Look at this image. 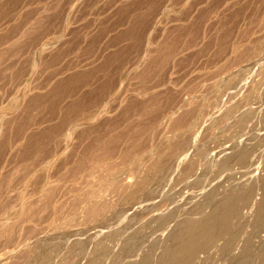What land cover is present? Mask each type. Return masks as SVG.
<instances>
[{
  "label": "rangeland",
  "instance_id": "374dc122",
  "mask_svg": "<svg viewBox=\"0 0 264 264\" xmlns=\"http://www.w3.org/2000/svg\"><path fill=\"white\" fill-rule=\"evenodd\" d=\"M132 28L136 33L129 32ZM76 102L78 111L71 109ZM232 102L240 105L231 107ZM201 104L203 113L193 121L191 131L175 132V119ZM253 113L255 116L243 123L242 119ZM262 113L264 0H0V264H41L40 255L54 243L59 253L54 250L49 264H85L96 252L100 264H112L118 252L123 254L126 243L135 238V250L138 247L139 253L147 251L151 242L166 237L164 233L171 225L158 229V219L176 205L183 212L190 211L204 201L211 188L230 194L259 180L264 174L263 142L256 162H235L226 170L214 165L204 186L196 185L206 158H222L223 153L235 151V142L253 144L250 137L264 133V121L259 120ZM42 135L46 137L39 145L42 151L35 150L32 143ZM170 139H181L186 145L180 154L183 158L179 155L175 164L162 168L164 182L149 183L153 187L148 184L147 190L156 192L160 185L157 191L163 192L142 193L138 197L141 199H135L139 202L126 199L128 185L147 176L155 151ZM92 143H107L94 151L97 155L92 153L103 158L81 171L77 180L68 179L70 170L91 154ZM138 147L143 150L127 161L128 152ZM191 157L197 160L196 170L186 174ZM107 166L119 172V179L112 184L108 179L98 182L93 174L99 168V172H105ZM40 174L46 178L42 175L39 179ZM62 176H67L63 182ZM35 178L42 186L39 189ZM88 185L98 190L100 201L111 204V213L106 212L100 219L90 218L78 206L76 198L79 201L83 197L82 191ZM260 193L258 186L257 198ZM120 210L125 213H116ZM124 220L131 226H125ZM113 228L124 236L111 240L114 234H108ZM118 228L124 230L119 232ZM262 232L252 237L248 264H264ZM103 236L112 248L108 247L112 251L106 254L93 244ZM53 237L62 238V242L57 238L55 242ZM60 243L64 245L61 249ZM244 243L238 241L236 251ZM27 248L30 251L26 255ZM215 257L219 264L228 260L219 258L218 253ZM63 258L64 263L60 262Z\"/></svg>",
  "mask_w": 264,
  "mask_h": 264
},
{
  "label": "bare ground",
  "instance_id": "6f19581e",
  "mask_svg": "<svg viewBox=\"0 0 264 264\" xmlns=\"http://www.w3.org/2000/svg\"><path fill=\"white\" fill-rule=\"evenodd\" d=\"M249 5V4H248ZM262 8V7H261ZM260 14V13H259ZM260 17V16H259ZM254 19V18H253ZM259 21V20H258ZM257 25V24H256ZM133 27V26H132ZM261 28V27H260ZM133 29V28H132ZM137 30V29H136ZM250 30V29H249ZM253 30V29H252ZM260 30V29H259ZM246 31V30H245ZM258 31V30H257ZM131 33H136L135 29L129 31ZM129 34V33H128ZM246 35V34H245ZM260 36V35H259ZM134 37H135V34H134ZM220 37V36H219ZM258 37V36H257ZM137 38V36H136ZM256 38V37H255ZM256 40V39H255ZM220 41V39H219ZM223 41V40H222ZM254 41V40H253ZM257 41V40H256ZM165 44V43H164ZM224 45V44H223ZM170 46V45H168ZM230 46V45H229ZM167 47V46H166ZM252 47V45H251ZM250 48V46H249ZM160 49V48H159ZM165 49V48H164ZM204 49V48H203ZM248 49V47H247ZM251 49V48H250ZM170 50V49H169ZM243 50H245L243 48ZM259 50L258 47L255 48V52H257ZM200 51V50H199ZM246 52L245 53H248L247 51L248 50H245ZM169 52V51H168ZM171 52V51H170ZM172 53V52H171ZM241 55H242V52H240ZM250 53V51H249ZM163 54V53H162ZM165 54V53H164ZM163 54V55H164ZM168 53H166L165 55H167ZM221 54V53H220ZM241 55H238L237 57L239 58ZM244 55V54H243ZM249 55V54H248ZM161 56V54H160ZM159 56V57H160ZM158 57V56H157ZM166 58V57H165ZM248 58V57H247ZM163 61V59H161ZM236 60V59H235ZM257 60V59H256ZM254 61V60H253ZM237 62V61H236ZM255 63V62H254ZM253 64V63H252ZM234 82V81H233ZM234 86V85H233ZM232 86V87H233ZM230 87V86H229ZM262 94V93H261ZM263 95V94H262ZM263 97V96H262ZM250 98V96H248L246 99L248 100ZM240 100V99H239ZM238 100V101H239ZM202 102V101H201ZM56 103V101H55ZM235 103V102H234ZM237 103V104H236ZM235 104L236 105H240L239 102H236ZM242 103V102H241ZM197 104V103H196ZM232 104L233 102L231 103V107H232ZM233 104V105H235ZM199 105V103L197 104ZM202 105V104H201ZM203 106V107H202ZM202 106H199V107H195L194 109H190V111H186L184 112L182 115H180L177 119H175V122L173 124V130L176 132L178 131H181V132H187V131H191L192 129V124H193V121L197 119V117H199V114L203 113L201 111H203L202 108H204V105ZM230 107V108H231ZM237 107V106H236ZM79 103L76 102L75 104H73V106H71V109L74 110V111H78L79 110ZM228 108V107H227ZM233 110V108H231ZM236 108H234L235 110ZM228 110V109H227ZM230 110V109H229ZM201 112V113H200ZM226 113V112H225ZM230 113H231V110H230ZM228 113V114H230ZM256 113V112H255ZM253 113V115H247L245 116L242 120H243V123L245 121H247L248 119H250L251 117L255 116ZM202 115V114H201ZM192 116V117H191ZM260 117V118H259ZM259 120H263L264 121V113H262L261 116H259ZM241 120V122H242ZM258 120V119H257ZM240 122V123H241ZM258 122V121H257ZM256 122V124H258ZM262 122V121H261ZM242 124V123H241ZM240 124V125H241ZM255 124V125H256ZM260 124V122H259ZM263 124V122H262ZM243 127H246L242 124ZM261 127V126H260ZM17 128V127H16ZM50 130V129H48ZM254 130V129H252ZM47 131V130H45ZM180 132V133H181ZM177 133V134H178ZM255 133V132H254ZM257 134V133H256ZM260 134V133H259ZM46 136V134H45ZM45 136H39L35 143H32L34 144L35 146V150H38L40 148V150L42 151V148L39 147V145L41 144L42 141H44V138H46ZM179 136V134L177 135ZM182 136V135H181ZM184 136V135H183ZM36 137V136H35ZM176 137V136H175ZM42 138V139H40ZM178 138V137H177ZM188 138V137H187ZM186 139V137L184 136V140ZM245 139V138H244ZM250 139L252 141H254L253 144H247V143H241L238 141V144L237 142L234 143V146L233 147H236L235 151L232 152L230 154L229 151H227L228 153L226 154L223 153L224 157L222 156V158H219V157H215L214 156H210L208 158H206L205 162H204V165H203V170H202V174L201 176H198V180L196 181V185L199 186V187H203L204 186V183L207 182V179H208V176L209 175L208 173L213 170V167L214 165H219L222 169L226 170V169H229L231 168V166L233 167V163L237 162V163H240L242 165H247L251 160H253V162H256L257 160V157L256 155L258 154L257 151H258V147L259 145H261V143L263 142L264 143V133L262 132L261 135H258V137H256L254 135L253 139L252 137H250ZM35 140V139H34ZM189 140V138H188ZM191 140V139H190ZM187 141V140H186ZM244 142V141H242ZM246 142V141H245ZM43 143V142H42ZM188 143V142H187ZM189 144V143H188ZM185 143L183 142V140L179 139V140H175V139H170L169 142L165 143V144H162L159 146V148L155 151V156L156 158L153 160L152 164L149 166L148 168V171H147V176L142 178L141 180H135L134 182H132L130 185H128V189H126L127 193L125 195V198L128 199V200H135L137 199L142 193H153L152 191H154V189L152 188H149L151 190H147L148 187L152 186L150 185L149 183L153 182V181H163V176H164V170H166V167L165 164H169L171 163L173 165V162L176 161V159L178 158V156L182 153V151L184 150L185 151ZM250 145V146H249ZM41 146V145H40ZM101 146L106 147L107 146V143H92L89 145V152L92 150L91 154L89 156H86L87 158L85 159V157L83 158L82 161H79L78 165L73 168L72 170H70V172L68 173V177L67 176H62L60 177L61 178V181H62V178L63 177H67L68 179H76L79 178V173L81 171H83L84 169L90 167L91 164H94L95 162L98 163V158L100 159V157L96 156L97 153L96 152V149L99 147L101 148ZM44 147V146H42ZM262 147V146H261ZM230 148V146H229ZM99 150V149H98ZM141 150H143V147H138L137 150H135L134 152H128L127 156L125 157V159L128 161L130 160L132 157H135ZM225 150H227V147L225 148ZM44 151V150H43ZM46 151V150H45ZM44 151V152H45ZM95 151V152H94ZM223 151V149H222ZM38 153H40L38 151ZM37 153V154H38ZM42 153V152H41ZM92 153H95L96 155L92 154ZM100 153V152H99ZM257 153V154H256ZM44 154V153H43ZM46 154V153H45ZM44 154V155H45ZM102 154V153H101ZM42 155V156H44ZM93 155V156H92ZM104 155V154H103ZM221 155V153H220ZM41 157V155H39ZM46 156V155H45ZM181 156V155H180ZM197 156V155H196ZM209 156V155H208ZM101 157L103 158V156L101 155ZM150 158H152V156H149ZM182 157V156H181ZM180 157V158H181ZM198 157V156H197ZM42 158V157H41ZM40 158V159H41ZM45 158V157H44ZM44 158H43V162H44ZM101 158V159H102ZM183 158V157H182ZM192 159H190L188 161V165L186 166V174H191V172L193 173V170H196V165H197V160L195 157H191ZM39 159V160H40ZM85 159V160H84ZM100 159V160H101ZM198 159V158H197ZM38 160V162H40ZM42 160V159H41ZM180 160V159H179ZM260 160V159H258ZM105 164L109 165L108 161L104 162ZM179 163V162H178ZM43 164V163H42ZM99 164L102 166V164L99 162ZM175 164V162H174ZM98 165V164H97ZM99 165V167H100ZM180 165V164H179ZM178 165V166H179ZM105 165H103L102 167H104ZM177 166V165H175ZM173 167L176 168V167ZM47 167V166H46ZM164 167V168H163ZM185 167V166H184ZM96 168V165L95 167ZM112 168H114V166H107L105 168V172H99L101 170V168H99L100 170L97 172H94L93 174L98 178V182H103L106 181L107 179L109 180V183L112 184L114 183L116 180L119 179L118 175H119V172L116 170L112 171ZM163 168V169H162ZM263 168H264V164H263ZM98 169V168H97ZM87 170V169H86ZM89 170V169H88ZM94 169H92V172H93ZM104 170V169H103ZM250 170V169H249ZM254 170V169H253ZM44 171V170H43ZM46 172V171H44ZM89 172V171H88ZM87 172V173H88ZM91 172V171H90ZM164 172V173H163ZM37 173V172H36ZM40 173H43V172H40ZM168 173V171H167ZM166 173V175H167ZM252 173V172H251ZM86 174V173H85ZM92 175V173H90ZM88 173V175H90ZM41 176L38 177L39 179L42 177L43 174H40ZM51 175V174H50ZM66 175V174H64ZM169 175V173H168ZM84 176V175H82ZM81 176V177H82ZM35 177V176H34ZM44 179L46 178L44 175H43ZM174 177V176H173ZM210 177V176H209ZM38 178H35V183L37 182L36 180ZM59 178V179H60ZM84 178V177H82ZM43 179V180H44ZM85 179V178H84ZM157 179V180H156ZM66 180V179H64ZM87 180V179H86ZM171 180V179H170ZM169 180V181H170ZM67 181H70L71 180H67ZM74 181V180H72ZM42 181L40 180V183ZM44 182V181H43ZM63 182V181H62ZM61 182V184H62ZM75 182V181H74ZM155 182V183H156ZM164 182V181H163ZM162 182L161 185H164V183ZM257 182L259 184H257ZM253 183V185L247 189H242V190H238L237 192H234V193H230V194H227V193H223V194H220V191L217 190V188H211L207 191L206 195H205V199L204 201H200L199 203H197L193 209H191L190 211L186 210L185 212H183V210H181V207H179L178 205H176L175 209L173 211H171L169 214L167 215H161L162 217H160L158 219V225L156 226L158 229H162L163 227L165 226H170L171 225V228L170 230L167 232V233H164L166 234V237L164 238V234H162L161 236H163V240H162V237H160L161 239H156V241H153V242H149V249L147 251H142L141 253H139L140 249H137L135 250V245H133L134 243L132 241L136 240V238H132L134 240H130L131 242H127L128 239L130 238L129 236L126 238H128L126 240V245H125V249H124V253L120 255V252H118V254L115 256L116 258H114L113 260V263L112 264H219L218 263V257H215V254L218 253V256L219 258H226L228 257V260L226 262V264H248L250 263L249 260L250 257L249 255H251L250 253L252 252V237L257 235V233H259L260 231H263L264 232V174L259 178V180ZM39 183V181H38ZM39 183V184H40ZM48 183V182H47ZM87 183V182H86ZM154 183V184H155ZM170 183V182H169ZM49 184V183H48ZM148 184L150 186H148ZM165 184H166V181H165ZM54 185V184H53ZM75 185V184H74ZM74 185L73 187L71 186V190L72 188H74ZM159 185V184H158ZM36 186L37 183H36ZM41 186V184H40ZM38 186V189L39 187ZM47 186V184H46ZM51 186V184H50ZM62 186V185H61ZM75 186H78V185H75ZM85 186V185H84ZM157 189L158 186L154 185ZM258 186H259V189L261 190V196L259 198H257V193H258ZM42 187V186H41ZM81 187V185H80ZM79 187V190H83V187L80 189ZM153 187V186H152ZM154 187V188H155ZM159 187H161L159 185ZM158 187V189H160ZM164 187V186H163ZM166 187V186H165ZM164 187V188H165ZM57 188V187H56ZM61 188V187H60ZM125 188H127V186H125ZM163 188V189H164ZM54 188H52L53 190ZM78 189V188H77ZM157 189V190H158ZM50 190H51V187H50ZM70 190V191H71ZM76 190V187L75 189ZM146 190V191H145ZM155 193H159V191H157ZM77 191L76 190V195H77ZM97 189H90L89 188V185L82 191V194H83V197H80L79 201L78 199L76 198L77 200V204L78 206H82L84 208V210L87 211V215L90 217V218H101V216L106 212H109L111 209H112V206L111 204H108L107 202L105 201H100L98 198H99V195L97 194ZM49 192V191H48ZM54 192V191H53ZM124 192V191H123ZM163 192V190L161 191ZM170 192V191H169ZM69 193V192H68ZM80 193V192H79ZM78 193V195H79ZM153 193V194H155ZM172 193V192H171ZM49 194V193H48ZM54 194V193H52ZM122 194V192H121ZM55 195V194H54ZM144 196L146 195L143 194ZM142 195V196H143ZM166 195V194H165ZM56 196V195H55ZM121 196V195H120ZM127 196V197H126ZM143 196V198H144ZM151 196H153L151 194ZM149 197V196H148ZM75 198V197H74ZM142 198V200H144ZM157 198V197H156ZM138 199H141V198H138ZM146 199H147V196H146ZM145 199V200H146ZM141 200V201H142ZM148 200V199H147ZM157 200V199H156ZM124 202V198L122 200H120V202ZM136 201V200H135ZM138 201V200H137ZM136 201V202H137ZM150 201V200H148ZM76 202V201H75ZM127 202V201H126ZM136 202H133V205L134 203ZM139 202V201H138ZM147 202V201H146ZM61 203V202H60ZM132 203V202H131ZM143 203V202H142ZM74 204V203H73ZM125 204V203H124ZM130 204V202H129ZM138 204V203H137ZM145 205V204H144ZM148 205V204H147ZM151 205V204H150ZM75 206V205H73ZM72 206V207H73ZM77 206V208H78ZM146 206V205H145ZM144 206V207H145ZM161 206V205H160ZM178 206V207H177ZM64 207V206H62ZM154 207V206H153ZM152 207V208H153ZM51 208H55L54 207H51ZM58 208V206H57ZM71 208V207H70ZM74 208V207H73ZM76 208V207H75ZM132 208V207H131ZM146 208V207H145ZM148 208V207H147ZM157 207H155L156 209ZM59 209H60V206H59ZM57 209V210H59ZM72 209V208H71ZM248 210L247 212L245 210ZM54 210V209H53ZM52 210V211H53ZM56 210V211H57ZM77 210V209H76ZM115 210V208H114ZM124 210V209H123ZM123 210H120V211H117L116 213L118 214H121V213H125V211ZM149 210V209H147ZM31 211V210H30ZM75 211V210H74ZM79 211V210H78ZM113 211V209L111 210ZM111 211L109 213H111ZM51 212V211H50ZM136 212H140V211H136ZM59 213V212H58ZM187 213L189 214H193V215H188ZM107 214V213H106ZM127 214V213H126ZM142 214H143V211H142ZM194 214H196V216H194ZM51 215V214H50ZM86 215V216H87ZM110 215V214H109ZM108 215V216H109ZM112 215V214H111ZM110 215V216H111ZM116 215V214H114ZM114 215L112 216V218H114ZM125 214H123V217H124ZM128 215V214H127ZM181 215H186L184 216L183 219H180V220H177L178 217H180ZM11 215H9L10 217ZM29 216V214H28ZM35 216V215H34ZM116 216H119V215H116ZM253 217L252 218V221L250 222V217ZM13 217V216H12ZM10 217V218H12ZM33 217V216H32ZM107 217V216H106ZM106 217H103L105 218L106 220ZM122 218V215L120 216ZM129 217L131 219H133L132 216L129 215ZM6 218V217H5ZM4 218V219H5ZM50 218V217H49ZM102 218V219H103ZM111 218V217H109ZM129 218V219H130ZM31 219V218H30ZM89 219V218H88ZM98 219V220H99ZM115 219V218H114ZM130 219V220H131ZM157 219V218H156ZM94 220V219H92ZM97 220V219H96ZM97 220V221H98ZM109 220V219H108ZM117 219H115L114 221H116ZM120 220V219H119ZM127 221H129L128 219H126ZM126 220H124L125 222H127ZM5 221V220H4ZM56 221V220H55ZM103 221V220H102ZM113 221V220H112ZM87 222V221H86ZM110 222H111V219H110ZM123 223L124 225L126 223ZM172 222H175L174 225L172 226ZM100 223V222H99ZM119 223V221H118ZM110 224V223H108ZM106 224V225H108ZM123 224H120V227L123 225ZM129 224H132V223H128L125 225H129ZM136 224V223H135ZM91 225V224H90ZM57 226V225H56ZM60 226V225H59ZM131 225H129L130 227ZM249 226H251V229H248ZM118 227V226H117ZM124 226H122L121 228H123ZM128 227V226H127ZM126 227V228H127ZM134 227V225H133ZM155 227V228H156ZM9 228V227H7ZM59 228V227H58ZM57 228V230H59ZM116 228V227H115ZM121 228H118L116 230H118L119 232H121L120 230H124V229H121ZM125 228V229H126ZM132 228V227H131ZM138 228V227H137ZM137 228L135 230H137ZM154 228V227H153ZM156 228V229H157ZM97 229V228H96ZM129 229V228H128ZM127 229V230H128ZM63 230V229H62ZM95 230V229H94ZM101 230V228H100ZM132 230V229H130ZM10 231V230H9ZM96 231V230H95ZM99 231V230H98ZM106 231V230H105ZM104 231V232H105ZM126 231V230H125ZM129 231V230H128ZM245 231H247V234H244ZM101 232V231H100ZM111 232V233H110ZM109 232V236L112 234H114L112 237L110 236L111 240L114 239V241H116V238L119 239V237H121L120 235H122V233H119L117 234V231L114 230L113 228V232L110 231ZM137 232V231H136ZM135 232V233H136ZM262 232V233H263ZM56 233V232H55ZM64 232H62L63 234ZM131 233V232H130ZM134 233V232H133ZM134 233V234H135ZM139 233V232H137ZM61 234V235H62ZM67 234V233H66ZM98 235V233H96ZM125 234V233H124ZM124 234L122 236H124ZM134 234L132 237H134ZM148 234V233H147ZM244 234V235H243ZM54 235V234H53ZM57 235V234H56ZM78 235V234H77ZM100 235V233H99ZM102 235V234H101ZM136 235V234H135ZM140 235V233L138 234V236ZM149 235V234H148ZM151 235V234H150ZM243 235V237H242ZM7 236V235H6ZM5 236V237H6ZM55 236V235H54ZM59 236V235H58ZM63 236V235H62ZM67 236L64 234V237ZM82 236V235H81ZM108 236V237H109ZM141 236V235H140ZM139 236V237H140ZM8 237V236H7ZM51 237V236H50ZM60 237V236H59ZM72 237V236H71ZM93 237V235H92ZM107 236H103L101 237L99 240L97 241H94L96 239H94L93 241V244H96L94 246L98 247L99 251H102L101 254H106L108 251H110L112 248L109 247V244H107L104 240H106ZM142 237V236H141ZM140 237V238H141ZM54 238V237H53ZM57 240L59 239L58 237H56ZM54 238V241L55 239ZM95 238V237H94ZM124 238V237H122ZM121 238V240H122ZM255 238V237H254ZM259 238V237H258ZM8 239V238H7ZM49 239V238H48ZM47 239V240H48ZM52 239V238H51ZM62 239V238H61ZM59 239V240H61ZM66 239V238H65ZM78 239V238H77ZM108 241H109V238H107ZM125 239V238H124ZM123 239V241H124ZM242 240H245V243L243 244V247L236 251L237 250V247H236V244L238 241H241ZM56 240V241H57ZM79 240V239H78ZM110 240V241H111ZM220 240H222V242H220ZM52 240H50V243H51ZM53 241V243H54ZM55 241V242H56ZM66 241V240H64ZM64 241L62 244H64ZM80 241V240H79ZM79 241L77 242L78 245H79ZM82 241V240H81ZM142 241V239L140 240V242ZM259 241V240H258ZM261 241V240H260ZM49 242V241H48ZM60 242V241H59ZM62 242V240H61ZM73 242V241H72ZM83 242V241H82ZM120 241H118L119 243ZM139 242V241H137ZM143 242V241H142ZM49 243V244H50ZM52 243V244H53ZM66 243V242H65ZM70 243V242H69ZM75 243V242H74ZM98 243V244H97ZM113 243V241H112ZM148 243V242H147ZM219 243V244H217ZM254 243V242H253ZM258 242H256L257 244ZM51 244V245H52ZM55 244V243H54ZM54 244L53 246H49L50 248H48L46 251H44L42 248H44V243H43V247L41 249H39V251H44V253H42L43 255H40V257L42 256L43 257V261H42V258H41V261L43 263L41 264H47L48 261H50L49 259L52 257V254L54 252ZM61 243L58 245H62ZM113 244H115L114 246H116V242H114ZM112 244V245H113ZM124 244V243H123ZM140 244V243H139ZM138 244V245H139ZM259 244V243H258ZM262 244V242L260 243ZM71 245V244H70ZM121 245V244H120ZM144 245V244H143ZM89 246V244H88ZM87 246V247H88ZM90 246H91V241H90ZM89 246V247H90ZM93 246V247H94ZM141 246V245H140ZM158 246L161 247V249H157ZM254 246H255V243H254ZM64 247V245H62V248ZM88 247V249H90ZM109 248H111L110 250H107ZM113 247V246H112ZM120 247V246H119ZM122 247V246H121ZM261 247V246H260ZM263 247V246H262ZM261 247V249H262ZM33 248V247H31ZM37 248V247H36ZM80 248V247H79ZM114 248V247H113ZM116 249L118 247H115ZM114 248V250H115ZM127 248V249H126ZM142 248H144V246H142ZM141 248V250H142ZM258 248V247H256ZM264 248V247H263ZM29 250H27L26 255L27 253L30 251V248H27ZM35 249V248H34ZM33 249V250H34ZM59 249V248H57ZM60 249H61V246H60ZM85 249V248H83ZM92 249V248H91ZM97 249V248H96ZM156 249L157 251L160 250L159 253H156ZM36 250V249H35ZM64 250V249H63ZM63 250L61 252H63ZM69 250V249H68ZM75 250V248H74ZM73 250V251H74ZM82 250V249H81ZM93 250V249H92ZM118 250V249H117ZM40 251V252H41ZM57 251V250H56ZM59 251V250H58ZM57 251V252H58ZM65 251V250H64ZM112 251V250H111ZM31 252H33L31 250ZM38 252V251H37ZM60 252V254H62ZM71 252V251H70ZM77 252V251H76ZM76 252L74 254H76ZM80 252V250H79ZM84 252V251H83ZM94 252V251H93ZM115 252V251H114ZM112 252V253H114ZM117 252V251H116ZM263 252H264V249H263ZM23 253V254H25ZM36 252H34L35 254ZM59 253V252H58ZM73 253V252H72ZM71 253V254H72ZM122 253V252H121ZM204 254V256H201V254ZM215 253V254H214ZM33 253H31L32 255ZM39 254V253H38ZM84 254V253H82ZM81 254V255H82ZM91 254V253H90ZM96 256L92 257L91 258V255H90V259L88 261H85L87 264H100L101 261L100 259L98 258V254L97 252L95 253ZM100 254V255H101ZM116 254V253H115ZM253 254V253H252ZM56 255V254H54ZM58 255V254H57ZM80 255V254H78ZM85 255V254H84ZM23 256V255H22ZM30 256V254L28 255ZM69 256V254H68ZM83 256V255H82ZM82 256H81V259H82ZM87 256H88V252H87ZM110 256V255H109ZM107 257L110 258V257ZM114 256V255H113ZM139 256V257H138ZM59 257V256H58ZM57 257V258H58ZM70 257V256H69ZM75 257V256H74ZM80 257V256H78ZM25 258V257H24ZM35 258V257H34ZM39 258V257H38ZM56 258V257H54ZM252 258V256H251ZM31 259V258H30ZM37 260V257L35 258ZM35 259H32L35 261ZM60 259V258H59ZM64 259V258H63ZM69 259V258H68ZM67 259V260H68ZM71 259V258H70ZM39 260V259H38ZM37 260V261H38ZM52 260H55V259H52ZM84 260H85V257H84ZM69 261V260H68ZM30 262V260H29ZM39 262V261H38ZM56 262H57V259H56ZM60 262H65V259L63 261H60ZM67 262V261H66ZM84 262V261H83ZM106 262V261H105ZM104 262V264H106ZM253 262V260H252ZM35 263V262H34ZM33 263V264H34ZM37 263V262H36ZM55 263V262H54ZM85 263V264H86ZM222 263V262H221ZM49 264V263H48ZM61 264V263H60ZM108 264V263H107Z\"/></svg>",
  "mask_w": 264,
  "mask_h": 264
}]
</instances>
